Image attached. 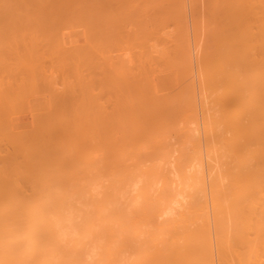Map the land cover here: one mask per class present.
Listing matches in <instances>:
<instances>
[{
    "label": "bare ground",
    "instance_id": "6f19581e",
    "mask_svg": "<svg viewBox=\"0 0 264 264\" xmlns=\"http://www.w3.org/2000/svg\"><path fill=\"white\" fill-rule=\"evenodd\" d=\"M0 264H264V0H0Z\"/></svg>",
    "mask_w": 264,
    "mask_h": 264
}]
</instances>
